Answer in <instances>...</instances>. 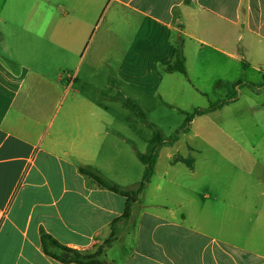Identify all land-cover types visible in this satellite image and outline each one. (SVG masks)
I'll return each instance as SVG.
<instances>
[{
	"label": "crops",
	"instance_id": "obj_1",
	"mask_svg": "<svg viewBox=\"0 0 264 264\" xmlns=\"http://www.w3.org/2000/svg\"><path fill=\"white\" fill-rule=\"evenodd\" d=\"M257 43L264 49V0H0V264H65L44 251L42 230L83 254H95L114 232H129L133 245L113 239L101 256L106 264H264L263 183L222 191L215 182L209 193L203 180L175 175V166L199 169L196 125L240 94L162 149L134 231L119 220L126 198L80 171L92 168L123 187L144 173L136 150L143 153L139 144L151 130L130 109L93 93L109 87L112 70L123 83L112 93L138 101L162 132L154 110L176 116L169 137L192 112L177 106L179 93H203L206 72L198 67L206 55L225 76L215 84L229 93L237 82L225 83L230 66L253 67L245 51ZM180 46L187 76L165 71ZM190 155L192 167L181 160ZM253 165L235 161L232 170L254 179ZM256 165L264 168V160ZM177 191L189 195L174 204Z\"/></svg>",
	"mask_w": 264,
	"mask_h": 264
},
{
	"label": "rangeland",
	"instance_id": "obj_2",
	"mask_svg": "<svg viewBox=\"0 0 264 264\" xmlns=\"http://www.w3.org/2000/svg\"><path fill=\"white\" fill-rule=\"evenodd\" d=\"M204 28L207 30L208 25L205 24ZM238 38L239 35H237V39ZM246 42L247 41L244 40L242 43L246 44ZM239 44H241V41L237 42L238 47L241 49ZM258 44L259 43L254 44L255 46L253 50L249 49L247 52L245 51L254 66L245 70L238 62H236V64H232L229 69V75L226 76L227 80L225 83L232 84L235 81L238 82L241 78L246 82L254 84H260L263 81L264 75L262 73L264 69V58L262 56L264 55V49ZM190 51L191 50H189L188 53H191ZM211 59L212 55L207 54L205 57V60L207 61L205 67H198V71H200V73H203L202 71L206 72V77H203L204 80L200 83V86L203 89L201 92L203 93L193 89H190L191 92L189 94L186 93L184 95L179 93V96L175 101L177 106L179 105L185 107L188 111H193L197 108H207L212 102L227 97V89L216 85L214 82V78L216 76H219V78H225V76L219 75L217 73L219 71L218 69L215 70L211 68ZM259 63H263V67H261ZM189 65L191 66V70L194 71L193 69L194 66L196 67V61L194 58L192 59L191 56ZM95 88L96 87H93V93ZM240 90L241 89L238 90V93L241 98L237 103L229 106L225 109V111L217 112L213 115L205 117V119H203L205 121L199 122L196 125V129L201 127L199 133L203 134L202 139H198L193 142L200 146L203 150V155L200 157L201 164L199 169L195 172H191L185 167L175 166L176 172H178V174L175 175L180 178L181 181L186 183L190 181L198 183L200 180H203L206 185L210 184L208 190L209 193H212V190L215 188L217 190L219 185H221L220 189L222 191L225 188H257L258 182L260 184L263 183L260 185L261 188L264 187V168L261 167V165L255 166L256 163L264 160V125L262 127V125L259 124L260 122L264 124V88L259 89L257 87H246L241 91ZM115 94L116 93L113 92L111 95ZM100 100L112 102V100L107 99ZM249 101L252 102L254 109H252ZM114 102L122 104L119 101ZM257 108L258 110H255ZM153 117L160 124H162L166 134L171 133V131L177 127L178 120L176 116L172 115L167 108H156L154 110ZM147 143L148 142L145 140H142L139 144L143 153L147 149ZM186 143L187 139H183V141L179 142V149L182 153L187 150ZM180 159L181 158L178 157L176 160L179 161ZM181 160L193 162V157L190 155L187 159ZM215 160H217V162L214 163ZM235 161L237 163H239V161H250L253 163L254 165L252 170H254L256 177L254 178L255 180L250 178L245 179L244 176L238 175L240 173L234 175L233 172L235 171L232 170V164ZM162 172H164V169H160V174ZM195 175L199 176V178H194ZM215 182H219V185L213 187ZM199 187L201 186L199 185ZM198 189L202 190L201 188ZM154 191L155 187L153 186L152 191L147 192V198L148 196H151V194H154ZM188 195L189 194L187 193L177 191V193L173 194L170 200L173 201L174 204H179L183 202L182 197H187ZM195 200L197 204L200 202L199 197H196ZM142 205L143 201L141 196H139L137 201L134 202L132 206V216L129 219H124L125 224L130 226L129 230H135V223L137 222V216L143 207ZM125 230L127 231V228ZM118 233L115 234L114 232V241L123 240V243L121 244L124 245V247H131L133 245V238L127 236L129 232L125 233V235ZM111 245L112 243L108 247ZM99 259L103 264H106L104 259L101 257H99Z\"/></svg>",
	"mask_w": 264,
	"mask_h": 264
},
{
	"label": "trees",
	"instance_id": "obj_3",
	"mask_svg": "<svg viewBox=\"0 0 264 264\" xmlns=\"http://www.w3.org/2000/svg\"><path fill=\"white\" fill-rule=\"evenodd\" d=\"M165 71L180 72L187 76L185 57L183 55L181 46L179 47L174 64L167 67ZM122 85L123 83L112 70L109 78V87L104 91L95 88L94 96L96 99H107L121 102L124 107L130 109L134 113L140 123L152 131V135L147 143V149L144 153L138 152L134 146L140 161L145 167L142 179L134 186L123 187L106 180L100 173L93 170L92 168H80L82 173L91 176L100 186L126 198V208L123 216L119 220L129 219L132 216V206L134 202L137 201L139 196L145 192L153 176L155 175L156 163L163 148L175 146L180 140L181 136L190 130L193 121L197 117L208 115L237 102L239 99V89L245 87H257L259 89L264 88V77L260 84H254L240 79L229 89L227 98L212 102L207 108H197L192 112L184 113L186 115L185 121L169 137L165 136L162 130L148 119L146 113L138 101L127 98L122 93V91H120ZM115 88H119L120 90L115 95H111L113 89ZM184 162L187 163L189 167H192V162H187V160H184ZM112 241L113 238L107 240L102 246L98 248L95 254H83L75 249L61 245L44 230L41 231V243L44 251L49 256L65 264H103L99 257L104 254L106 248L112 243ZM55 252H59L60 255H57Z\"/></svg>",
	"mask_w": 264,
	"mask_h": 264
}]
</instances>
